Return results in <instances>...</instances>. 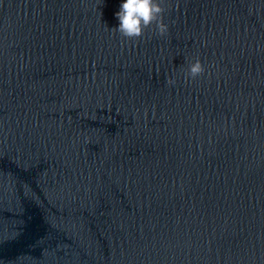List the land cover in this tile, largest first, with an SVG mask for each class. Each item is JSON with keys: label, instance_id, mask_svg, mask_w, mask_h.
Returning a JSON list of instances; mask_svg holds the SVG:
<instances>
[{"label": "water", "instance_id": "water-1", "mask_svg": "<svg viewBox=\"0 0 264 264\" xmlns=\"http://www.w3.org/2000/svg\"><path fill=\"white\" fill-rule=\"evenodd\" d=\"M123 2L0 209V264H264V0H159L139 39Z\"/></svg>", "mask_w": 264, "mask_h": 264}, {"label": "clouds", "instance_id": "clouds-1", "mask_svg": "<svg viewBox=\"0 0 264 264\" xmlns=\"http://www.w3.org/2000/svg\"><path fill=\"white\" fill-rule=\"evenodd\" d=\"M165 9L159 0H124L120 10L116 13L119 20L118 28L114 29L128 39H139L146 29L155 25L158 35L164 36L168 32V25L164 22ZM205 72V68L199 59L191 63L185 73V79H195ZM168 85L175 84V80L169 78Z\"/></svg>", "mask_w": 264, "mask_h": 264}]
</instances>
